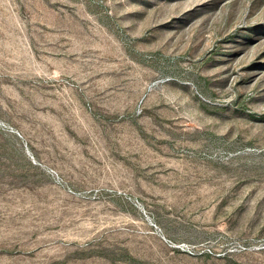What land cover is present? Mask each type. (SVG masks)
I'll return each instance as SVG.
<instances>
[{"label": "rangeland", "instance_id": "374dc122", "mask_svg": "<svg viewBox=\"0 0 264 264\" xmlns=\"http://www.w3.org/2000/svg\"><path fill=\"white\" fill-rule=\"evenodd\" d=\"M0 264H264V0H0Z\"/></svg>", "mask_w": 264, "mask_h": 264}]
</instances>
